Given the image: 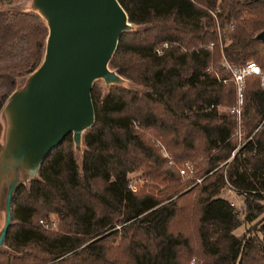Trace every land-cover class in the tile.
Segmentation results:
<instances>
[{"label": "trees", "instance_id": "1", "mask_svg": "<svg viewBox=\"0 0 264 264\" xmlns=\"http://www.w3.org/2000/svg\"><path fill=\"white\" fill-rule=\"evenodd\" d=\"M20 1L0 0V110L44 51L45 22L14 9ZM117 1L131 30L108 68L137 88L93 81L80 159L67 134L15 188L0 264H264V86L245 79L240 125L252 136L236 148L221 108L233 85L217 65L251 59L264 71V0ZM155 142L200 181L181 192ZM133 172L142 182L131 192ZM225 187L242 196V219ZM50 216L56 230L38 224ZM243 221L257 234L234 235Z\"/></svg>", "mask_w": 264, "mask_h": 264}, {"label": "water", "instance_id": "2", "mask_svg": "<svg viewBox=\"0 0 264 264\" xmlns=\"http://www.w3.org/2000/svg\"><path fill=\"white\" fill-rule=\"evenodd\" d=\"M47 34L39 65L14 89L0 110V194L4 188L3 245L15 188L37 176L45 156L70 134L78 150L82 132L93 123L90 89L123 79L108 68L122 32L131 30L117 0H30ZM263 39V33L256 35Z\"/></svg>", "mask_w": 264, "mask_h": 264}, {"label": "rangeland", "instance_id": "3", "mask_svg": "<svg viewBox=\"0 0 264 264\" xmlns=\"http://www.w3.org/2000/svg\"><path fill=\"white\" fill-rule=\"evenodd\" d=\"M29 2H30V0L20 1L18 3L13 4V8L14 9H22V10L23 9H27L29 7ZM211 16L213 17L212 14H211ZM220 61H221V58L217 61V65L219 66V68H222V71L224 72V76H225L224 78L227 79L226 82H222V81L221 82L223 84H227V82H230L228 80L229 74L221 66ZM210 66H212V65H210ZM97 83H98L99 86H102V88H103V83H102L101 80H97ZM121 85L123 87L131 88V89L137 88L133 83H131L128 80H123V82H122ZM104 90H105V88L103 89V92H104ZM233 92H234V88H233ZM242 103H243V99H242ZM234 105H235V92H234V103L231 104L230 106H227V107L226 106H222L221 108L222 109H225L230 114H232L230 110H231V108ZM240 114H241V107H240ZM240 114H239V116L232 114L234 116V118H235V124H236L235 125V128L233 130V133H232V138L236 142V148L240 147L247 139H249L252 136V134H249L248 137L244 138L243 128L240 125ZM3 129H4V118L0 114V145L2 143ZM80 154H81V148L80 147H79L78 150H74V155H75L76 159H78V160L80 159ZM192 167H193V165H192ZM194 171H195V168L193 167V170H192V173L190 174V176H188V177H181L180 176L179 183L183 186V189L181 190V192L184 191V190H186V189H188V188H190L191 186H193L194 184H196V183H198L200 181V178L195 176ZM136 176H138V172H133V173H131V174L128 175V177H131V178H134V179H136ZM141 182H137V184L140 186L141 185ZM3 196H4V188H3V190H2V192L0 194V228L2 226V221H3V209H2ZM220 196L222 198L226 199V200L228 198V201H230L231 203H233L234 208L237 210L238 218L239 219H242L243 218V215H244V206H243L242 196L239 195V194H236L235 191L232 188H230V187H225L221 191ZM262 204L264 206V201H262ZM262 214H264V211H263ZM41 220H44V219L41 218ZM49 220H55V222H56V219L53 216H50L45 221L48 222ZM38 224H39V222H38ZM56 225H57V222H56ZM56 225H55L54 229H51V230H56L57 229L56 228ZM251 225H252V222H244L243 221L239 227H237L236 229L233 230V234L236 235V236H240L242 234H245L246 236L256 235L257 233L255 231V227L253 229L251 227ZM115 238L113 239L112 246H116V243L119 240V234H117ZM193 260L194 259L191 258L188 264H194V261Z\"/></svg>", "mask_w": 264, "mask_h": 264}, {"label": "built area", "instance_id": "4", "mask_svg": "<svg viewBox=\"0 0 264 264\" xmlns=\"http://www.w3.org/2000/svg\"><path fill=\"white\" fill-rule=\"evenodd\" d=\"M165 45V44H163ZM221 66L228 72V80L232 83L235 92V105L231 108V113L234 115L240 114V107L242 105L243 91L245 86V79L248 76H256L261 86H264V71L257 65L253 60H246L242 64H234L227 62L223 57L221 58ZM227 79H221L222 82H226ZM155 146L158 147L161 156L166 161V164L174 167L179 176L188 177L192 173L193 167L189 161H183L175 163L165 148L158 142H155ZM137 182H141L140 179H134L128 177L127 188L134 192L137 188ZM230 190V189H229ZM228 190V191H229ZM229 204L234 207L233 203L229 201ZM39 224L43 229L51 230L54 229L56 222L55 220H39Z\"/></svg>", "mask_w": 264, "mask_h": 264}, {"label": "crops", "instance_id": "5", "mask_svg": "<svg viewBox=\"0 0 264 264\" xmlns=\"http://www.w3.org/2000/svg\"><path fill=\"white\" fill-rule=\"evenodd\" d=\"M227 200H228V198H227Z\"/></svg>", "mask_w": 264, "mask_h": 264}]
</instances>
